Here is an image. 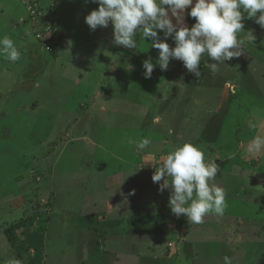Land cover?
I'll list each match as a JSON object with an SVG mask.
<instances>
[{"label":"rangeland","instance_id":"374dc122","mask_svg":"<svg viewBox=\"0 0 264 264\" xmlns=\"http://www.w3.org/2000/svg\"><path fill=\"white\" fill-rule=\"evenodd\" d=\"M58 1L0 0V37L21 53L16 62L0 58V264H224L225 256L264 264V230L253 227L264 219V149L248 151L264 138V27L253 18L255 31L244 20L237 39L242 33L246 55L216 73L205 54L199 78L177 59L145 78L143 64L137 75L114 73L112 32L96 41L104 27L91 30L88 9L83 17L78 11L98 3ZM33 5L42 17L32 15ZM193 19L186 10L188 27ZM33 37L35 51L27 46ZM154 57L156 64L158 50ZM226 91L237 93L222 100ZM142 138L151 140L146 149L129 143ZM186 141L219 164L215 183L225 206L200 224L182 214L177 228L158 216L170 209L171 193L160 192L152 176Z\"/></svg>","mask_w":264,"mask_h":264},{"label":"clouds","instance_id":"9594fccd","mask_svg":"<svg viewBox=\"0 0 264 264\" xmlns=\"http://www.w3.org/2000/svg\"><path fill=\"white\" fill-rule=\"evenodd\" d=\"M99 7L85 16V23L91 30L113 25V43L128 49H138V40L143 39L151 48L158 50L156 64L149 57L143 61L145 78H151L158 64L167 70L171 59L183 62L188 72L201 76L200 63L205 54L212 61L209 70L216 73L220 64H226L241 55L245 40L237 39V33L244 32V19H255L264 27V0H93ZM195 19L188 27L185 11ZM171 15H170V14ZM259 13V14H258ZM176 23H173L172 18ZM163 32V38L160 36ZM174 41L170 47L168 38ZM248 41H254L251 31L246 34ZM149 47V48H150ZM148 48V49H149ZM0 58L10 62L19 61L21 53L8 37H0ZM131 69V65L129 67ZM134 143L136 149H146L149 138ZM264 149V138H254L248 151L258 153ZM162 166L155 170L152 181L159 184V191L170 189L169 207L179 217L186 216L188 223H203L210 213L222 214L226 192L215 183L220 169L215 160L205 159L199 145L190 141L173 146L162 157ZM163 180L162 183H160ZM195 193V197H194ZM134 194V191L131 193ZM224 264H232L224 257Z\"/></svg>","mask_w":264,"mask_h":264},{"label":"crops","instance_id":"0c3cea01","mask_svg":"<svg viewBox=\"0 0 264 264\" xmlns=\"http://www.w3.org/2000/svg\"><path fill=\"white\" fill-rule=\"evenodd\" d=\"M61 1H64L65 2V0H61ZM87 1V0H86ZM93 1V0H92ZM56 2H57V0H56ZM56 2H55V5H56ZM24 3L25 2H23V6H24ZM60 3V0L58 1V4ZM94 6H87V3H85V4H80L79 5V8H78V11L79 12H81L82 11V17H83V15L85 14V12H86V9H88V13L90 12V11H92L93 9H97L98 7H99V5L98 6H96V4H93ZM84 6V7H83ZM56 7V6H55ZM76 7H77V5H76ZM87 13V14H88ZM86 14V15H87ZM170 14V13H169ZM171 15V14H170ZM41 17H42V15H41ZM43 20H44V18H42ZM172 20H173V23H176V20H175V18L173 17L172 18ZM244 20H246V21H249V22H247L249 25H250V27L253 29V30H257V28L255 27V25L252 23V19H247V17L245 16V19ZM192 22H193V24L195 23V19H193L192 20ZM185 23V22H184ZM254 23H256V21H255V19H254ZM28 27H30L29 25H28ZM106 29V27H104V29L102 28L101 30H99V31H97L95 34H97L96 35V37L95 38H98V39H96V41H99V40H102V41H104L103 39H104V36H106L108 33H111V39L110 40H107V41H109V43L111 44V46H112V48H113V51L117 54V56H118V58H115V60H116V62H114V64H117V66H118V69L117 70H115L114 71V73L117 71V72H123V73H125V71H127V72H129V73H133V74H135V75H137L136 74V71H138V69H136V68H139L138 67V65L139 64H143V61L145 60V59H148L149 57L150 58H155L154 56H156V53H157V50L155 49L154 51L153 50H151V47H150V44L147 42V41H138V49H128V48H126V47H124V46H118V45H115L114 43H113V40H114V35H113V25L111 24V23H109V25H108V28H107V30H105ZM103 31V32H102ZM255 31H253V32H255ZM252 32V33H253ZM99 34V35H98ZM163 34V33H162ZM101 36V37H100ZM239 36V38H240V40H241V37L243 36V34L241 33V34H239L238 35ZM34 38V37H33ZM137 38V37H136ZM161 38H163V37H161ZM91 39H93V37L91 38ZM27 41V40H26ZM86 41L87 40H84V41H77V42H79V43H86ZM29 43H28V45L27 46H32V48H33V51H35L34 50V47L35 48H38V47H36L35 45L36 44H34V43H36V41H35V38H34V41L33 42H31V41H28ZM32 44H34V45H32ZM150 47V48H149ZM149 48V49H148ZM39 49V48H38ZM242 50H243V46L241 47V49H240V51H241V54L243 53V55H246V53L245 52H242ZM113 51L111 50V51H109V53H110V56H108V60H105L101 65L102 66H104V68H107L109 65H111V60H112V55H113ZM30 52H32V51H30ZM106 54V53H105ZM51 56H52V54H50ZM114 56V55H113ZM52 57H56V56H52ZM239 57H241V55L239 56ZM39 58H40V56H39ZM130 65H131V69H129V67H130ZM96 70H98L99 71V65H97L96 66ZM111 71H112V69H111ZM131 71V72H130ZM104 72V71H103ZM100 73V72H99ZM123 79V78H122ZM141 82V81H140ZM232 82H226L225 83V86H224V88H225V90L227 89H230L231 88V85H233V84H231ZM36 84H38V82H36L35 83V85ZM228 85H230V87L228 86ZM66 86H67V84H66ZM235 87H236V91H237V86L236 85H234ZM64 87V86H63ZM142 87V86H141ZM147 88H149V86H146ZM229 87V88H228ZM151 89V88H150ZM224 90V91H225ZM227 92L226 91V93H223V95L221 96V98H222V100H224L223 98H227L228 96V98H230L232 95H234V94H236L237 92ZM176 94V93H175ZM177 95L179 96V92L177 93ZM177 95H175V98L177 97ZM215 98H217V97H215ZM172 102H174V100H172ZM14 198V197H13ZM13 198H11V199H13ZM15 200H18V202H19V204L15 207V209L14 210H19V211H21V209L24 207V204L19 200V198H14ZM31 209H32V207H31ZM33 211V210H32ZM13 212H10L7 216H9V215H11ZM150 218V221L152 220V217H149ZM157 218H155V220L152 222L151 221V223H153V225H155L156 223H157ZM168 223V222H167ZM159 224H157V226H158ZM36 231H34L33 233H35ZM167 248V247H166ZM166 251H169V249L167 248L166 249ZM19 258V257H18ZM40 263H42V262H40Z\"/></svg>","mask_w":264,"mask_h":264},{"label":"trees","instance_id":"16d2710c","mask_svg":"<svg viewBox=\"0 0 264 264\" xmlns=\"http://www.w3.org/2000/svg\"><path fill=\"white\" fill-rule=\"evenodd\" d=\"M191 19H193L192 17H190ZM162 164H155V168H159L161 167ZM168 193H171V190L169 189V192H167L166 194ZM40 205H32V212L36 213V214H43V211L39 208ZM47 206L49 207L50 206V203L47 204ZM161 215H158V216H161L163 219H164V222H171V223H174L176 224L177 228H180L182 227L184 224L181 220L185 221L184 218H182V215L177 217V216H173V213L171 212V209H164L162 212H160ZM30 214H28V217H26L24 220H22L19 225L20 227L21 226H26V224L28 223V221L30 220L31 217H29ZM33 215V214H32ZM152 217V216H150ZM43 219H46V218H43ZM258 225H253L254 228H256V230L254 232H256L257 234L260 233V228L264 230V219H261L259 222H257ZM15 227H19L17 224L15 225ZM257 229L258 232H257Z\"/></svg>","mask_w":264,"mask_h":264},{"label":"built area","instance_id":"2783aa9c","mask_svg":"<svg viewBox=\"0 0 264 264\" xmlns=\"http://www.w3.org/2000/svg\"><path fill=\"white\" fill-rule=\"evenodd\" d=\"M31 11L33 16L41 17V11L35 5L32 6Z\"/></svg>","mask_w":264,"mask_h":264}]
</instances>
